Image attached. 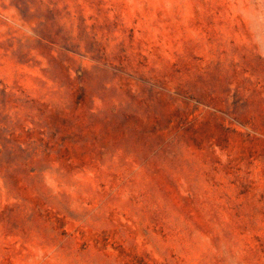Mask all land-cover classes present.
Listing matches in <instances>:
<instances>
[{"label": "rangeland", "instance_id": "1", "mask_svg": "<svg viewBox=\"0 0 264 264\" xmlns=\"http://www.w3.org/2000/svg\"><path fill=\"white\" fill-rule=\"evenodd\" d=\"M0 264H264V0H0Z\"/></svg>", "mask_w": 264, "mask_h": 264}]
</instances>
